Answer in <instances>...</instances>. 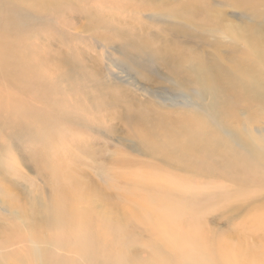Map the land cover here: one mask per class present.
Here are the masks:
<instances>
[{"label":"rangeland","instance_id":"obj_1","mask_svg":"<svg viewBox=\"0 0 264 264\" xmlns=\"http://www.w3.org/2000/svg\"><path fill=\"white\" fill-rule=\"evenodd\" d=\"M185 1L3 8L33 68L63 74L73 102L56 111L8 90L27 122L0 111V264H264V0H206L191 22ZM189 123L210 130L207 146L239 134L259 167L242 160L236 177L211 150L179 159ZM203 156L215 174L194 172ZM63 201L75 218L53 208ZM195 229L207 248L171 236Z\"/></svg>","mask_w":264,"mask_h":264},{"label":"bare ground","instance_id":"obj_2","mask_svg":"<svg viewBox=\"0 0 264 264\" xmlns=\"http://www.w3.org/2000/svg\"><path fill=\"white\" fill-rule=\"evenodd\" d=\"M241 1L249 2L251 0ZM14 4V0H0V111L7 109L12 115L18 117V119L22 123H25L27 122V117L23 110V104L26 102V100L20 97H16V95H14V97L8 96V90L12 89L11 85H13V87L18 90V93L31 94L35 96L38 101L46 103L48 106H50L56 111H60L68 103H72L73 101L69 92L68 94H66V90H62V88L64 87L67 88L63 85V83L68 82L62 81L64 78L63 74L59 73L57 70L53 71V73L50 71L43 70L42 66H37L38 68L35 69L33 68L32 65L34 63V59H31L27 56L26 51L23 49V46H21L23 42L22 38L19 39V35L17 34V31L22 36L24 33V27L20 23L21 18L14 14L6 16L8 14L3 11V8L5 6L13 8ZM205 7L206 0H186L183 5L185 14H183L182 16L186 20L188 19L190 22L193 20L197 21L198 19H200L197 14L206 11ZM194 23L195 22H193V24ZM164 53L166 55H169L172 53V50H165ZM258 98H262V100L264 99V97H262L261 95H259ZM202 128L204 129L202 130ZM182 133L188 136V141L190 142L184 146H179L176 149L177 157L179 159L185 160L186 152H190L189 150H195V155H203L204 151L211 150V154H206L205 156H213L217 159L216 161H218V163L226 164V166H223L220 170H213L212 163H214L215 161L208 162L209 158H205V156H203L201 159V161L203 162L200 161L194 171L200 176L213 175L215 174L216 170L220 172L218 174H221L222 170L224 169H228V171L234 169L236 173L235 176L238 177L240 176V170L238 169V166L236 164L240 163L242 160L251 163L252 167L247 169V171H250V173L248 174L253 173L254 167H259L258 151H261V149L255 147L254 145L246 143L241 138V136L235 132H230L228 139L223 143L220 141H216L212 146H207L205 143L199 140L200 135L210 133V130L206 127H197L193 123H189L185 131L177 132L178 135H181ZM234 142L239 147L242 145L243 147H245L244 149L247 150L246 154L243 155L242 158L235 157L234 159V157H232L233 150L231 144ZM176 144H180V142H177ZM63 202L64 204L62 208L57 204L54 205V203L53 208L57 210L62 216L70 215V217L75 218V216L71 215L72 210L69 211V201L67 204L65 201ZM158 228L160 229V240L163 241L169 231L173 229V226L172 223L167 222L165 220H161ZM198 230L199 229H195L193 231L187 232L176 231L175 234H172L171 236L176 237L178 239H181V237L183 236L182 240L198 242L199 245L207 248L205 246V240L204 238H202V232L201 230ZM62 233L64 235L69 234L65 230H63ZM57 238L62 239L61 237ZM203 253L208 254L209 252L204 251ZM28 254L29 253L26 252L25 255ZM224 255H226V252L225 249L222 248L220 249V258L224 259ZM254 257L255 256H253V258ZM199 261L200 262L198 264H203L207 260L199 258ZM152 264L163 263L160 260H154Z\"/></svg>","mask_w":264,"mask_h":264}]
</instances>
